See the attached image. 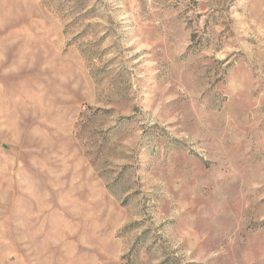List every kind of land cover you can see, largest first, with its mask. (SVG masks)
Instances as JSON below:
<instances>
[{
  "label": "rangeland",
  "instance_id": "obj_1",
  "mask_svg": "<svg viewBox=\"0 0 264 264\" xmlns=\"http://www.w3.org/2000/svg\"><path fill=\"white\" fill-rule=\"evenodd\" d=\"M0 264H264V0H0Z\"/></svg>",
  "mask_w": 264,
  "mask_h": 264
}]
</instances>
